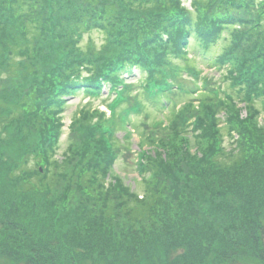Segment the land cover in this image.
I'll list each match as a JSON object with an SVG mask.
<instances>
[{
    "label": "trees",
    "instance_id": "trees-1",
    "mask_svg": "<svg viewBox=\"0 0 264 264\" xmlns=\"http://www.w3.org/2000/svg\"><path fill=\"white\" fill-rule=\"evenodd\" d=\"M192 7L183 0H0V74L15 75L0 77V260L264 264V125L257 121L264 113V0H193ZM227 30L220 62H230L227 80L246 92L247 112H231L232 163L220 160L221 129L208 113L195 129L210 136L199 155L188 139L150 159L144 153L149 166L141 170L154 178L142 198L119 177L107 183L116 141L100 123L86 126L81 147L55 161L66 96L119 88L134 68L146 76L141 94L149 98L154 87L163 94L171 89L170 56L189 59L190 37L209 50ZM94 31L108 47L99 56L80 48ZM227 100L216 101L235 103Z\"/></svg>",
    "mask_w": 264,
    "mask_h": 264
},
{
    "label": "rangeland",
    "instance_id": "rangeland-1",
    "mask_svg": "<svg viewBox=\"0 0 264 264\" xmlns=\"http://www.w3.org/2000/svg\"><path fill=\"white\" fill-rule=\"evenodd\" d=\"M192 1L183 0L184 6L190 11L194 10ZM15 35L19 37L16 32ZM228 35L229 30L225 31L222 38L209 47V50L201 46L195 37L188 38L185 53L189 59L194 58V63L180 56H170L169 63L165 67L170 72V77L165 82L170 84L171 89L160 94V100L155 97L157 101H154L150 99L152 96L148 98L140 93L144 90L146 76L135 68L132 72L124 73L125 83L119 87V91L124 90L126 86V94L121 102L115 101L118 97V92L115 90L110 94L107 90L101 95H90L80 91L75 95L66 96L62 113L63 132L54 156L55 161H62L72 149L78 150L85 129L92 126V123H100L104 127L102 131L109 130L108 137L116 141L113 147L116 159L111 174L107 177V183L111 185L113 177H119L142 198L154 178L150 170L145 173L141 170L142 165L149 166L142 160L144 153L147 152V159H150L159 152L166 153L165 149L170 145L181 144L179 143L181 139H188L189 151L199 155L201 150L210 144V136L201 137L198 134L200 131L195 133V129L200 125L198 124L200 116H206L208 113L206 117L210 118L213 124H215L214 119H217V127L221 129L219 135L223 139L221 147L225 153L220 160L225 164L232 163L238 156V140L237 125L230 120L231 112L240 109L243 118L246 117L247 112L244 100L246 92L242 93L238 86L233 88L227 80L226 74L230 62L226 60L220 62V58L229 51ZM22 44L21 39L19 45ZM80 48L85 52L92 51L96 56L105 53L108 50L105 45V35L98 31L86 34L80 43ZM14 54L11 57L12 61L18 59ZM165 75L166 73H162L160 76ZM13 76H15L14 71L10 73L8 70L0 74L2 79L9 81H12ZM202 92H207L214 98L207 99L209 97L204 96ZM229 97H232L235 103L218 105L216 101L218 98L227 102ZM166 100L169 101L165 103ZM203 100L212 103L214 111L211 109L209 111V107L205 109L206 106L200 104ZM259 103L258 101L257 106L261 108ZM113 106L118 107L115 112L112 110ZM201 107H204V110ZM121 114L127 118H123ZM212 114L215 115L214 119H211ZM112 119H114L113 124H111ZM257 121L264 125L263 112ZM34 161L35 156L30 165L33 166ZM0 262L8 264L5 259H1Z\"/></svg>",
    "mask_w": 264,
    "mask_h": 264
}]
</instances>
